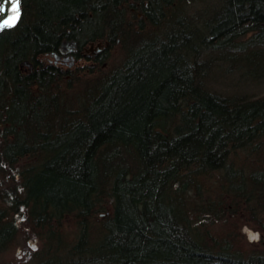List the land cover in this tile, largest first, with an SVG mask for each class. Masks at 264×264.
I'll list each match as a JSON object with an SVG mask.
<instances>
[{
  "label": "trees",
  "instance_id": "16d2710c",
  "mask_svg": "<svg viewBox=\"0 0 264 264\" xmlns=\"http://www.w3.org/2000/svg\"><path fill=\"white\" fill-rule=\"evenodd\" d=\"M183 2L20 0L0 30V252L20 210L41 245L27 264H264L233 222L241 211L264 230V93L209 89L200 58L260 53L264 0H215L196 18ZM136 11L166 30L144 31ZM117 39L108 72L46 60L73 41L97 65Z\"/></svg>",
  "mask_w": 264,
  "mask_h": 264
},
{
  "label": "rangeland",
  "instance_id": "374dc122",
  "mask_svg": "<svg viewBox=\"0 0 264 264\" xmlns=\"http://www.w3.org/2000/svg\"><path fill=\"white\" fill-rule=\"evenodd\" d=\"M183 1L180 0L182 5ZM215 0H194L196 5H192L191 8L188 5L183 11L186 16L193 15L196 18L197 14H202L206 10L207 4H211ZM204 5V6H203ZM11 6V5H10ZM210 12V9H209ZM9 13V10H8ZM137 17L142 20L141 25L144 31L155 33H161L166 30L164 24H160L153 28L149 25V21L142 12H135ZM8 15V14H7ZM178 14H175V19ZM9 19H7L8 21ZM174 20V19H173ZM5 21V19L3 20ZM2 21V22H3ZM244 38V37H242ZM95 44H93V47ZM257 52H248L235 55L233 59H228V54H232L229 50L217 51L207 49L202 52L200 58L206 59L209 63V68L207 71V77L205 79L206 86L216 92L222 94H244L246 96H256L264 93V45L252 47ZM252 50V49H251ZM89 56L94 54L88 52ZM124 57V48L122 42L117 39L116 44L111 46L108 52L105 54L103 61L97 65H94L92 60L85 59L84 57H79L72 66H60L62 69L71 68L74 75L81 76H91L92 74L108 72L113 68L117 67ZM46 60L54 61L53 56H47ZM93 69L90 73L89 70ZM82 82L78 80L73 83V88L71 91H78L81 88ZM215 176L210 173L208 175L207 190L212 194V188H215ZM9 183V182H8ZM7 182L0 183V191L6 190L8 186ZM214 193V192H213ZM3 205L5 202L2 203ZM7 207V205H5ZM102 212H99L98 216H103ZM260 216V215H259ZM97 217V215H96ZM9 218H15L16 223V234L14 235L11 243L0 252V264H27L28 261L32 260V253L40 248V242L38 239L32 236V232L28 226L27 221H25V213L23 211H9ZM8 218V219H9ZM261 220L264 219V215L260 216ZM232 219L229 214L223 219L222 223H217L213 226V231L215 230H225L230 227V222ZM235 228L240 233L242 241H244V246L246 248H256L264 250V230L260 229L255 222L247 221L245 214L239 212L233 220ZM259 234V240L250 241V235Z\"/></svg>",
  "mask_w": 264,
  "mask_h": 264
},
{
  "label": "water",
  "instance_id": "95a60500",
  "mask_svg": "<svg viewBox=\"0 0 264 264\" xmlns=\"http://www.w3.org/2000/svg\"><path fill=\"white\" fill-rule=\"evenodd\" d=\"M3 1L4 0H0V6L3 4ZM10 2L8 3H4V11L3 12H0V22L3 20V18H5L8 14V8L10 6ZM105 47V45H101L100 43H97L94 47L93 46H89L87 48V52L90 51L94 54L100 52L103 48ZM75 48V43L73 41H65L61 44V46L59 47L58 51L57 52H52L50 53L51 56H53L54 59H57L59 58L62 53H69L67 55V58L70 60V62L68 63V65H71L74 61V56L72 54V51L74 50Z\"/></svg>",
  "mask_w": 264,
  "mask_h": 264
},
{
  "label": "snow or ice",
  "instance_id": "6c2138e0",
  "mask_svg": "<svg viewBox=\"0 0 264 264\" xmlns=\"http://www.w3.org/2000/svg\"><path fill=\"white\" fill-rule=\"evenodd\" d=\"M6 3L10 2L11 3V11L13 12V15L9 18L8 21H5L4 24L0 25V30H2L5 26L7 27H12L15 25V23L19 20L21 16V11H20V0H5ZM5 9L3 6H0V12H3ZM255 239V237H252Z\"/></svg>",
  "mask_w": 264,
  "mask_h": 264
},
{
  "label": "flooded vegetation",
  "instance_id": "af4514ba",
  "mask_svg": "<svg viewBox=\"0 0 264 264\" xmlns=\"http://www.w3.org/2000/svg\"><path fill=\"white\" fill-rule=\"evenodd\" d=\"M68 54H69L68 52L67 53H62V55L59 58L54 59V61H53L54 64L55 65H59V66H65V65L72 66L74 64V62H76L77 59L79 58L76 46H75L74 50L72 51V54L74 56V61H73V63L71 65H68V63L70 62V60L67 58ZM82 54H84V53H82Z\"/></svg>",
  "mask_w": 264,
  "mask_h": 264
},
{
  "label": "clouds",
  "instance_id": "9594fccd",
  "mask_svg": "<svg viewBox=\"0 0 264 264\" xmlns=\"http://www.w3.org/2000/svg\"><path fill=\"white\" fill-rule=\"evenodd\" d=\"M252 237H255V239H253ZM249 239H250V241H252V240L258 241L259 240V234L257 233L255 235H250Z\"/></svg>",
  "mask_w": 264,
  "mask_h": 264
},
{
  "label": "bare ground",
  "instance_id": "6f19581e",
  "mask_svg": "<svg viewBox=\"0 0 264 264\" xmlns=\"http://www.w3.org/2000/svg\"><path fill=\"white\" fill-rule=\"evenodd\" d=\"M4 3H5V0L3 1V4L1 5V6H3V8H4ZM10 5H11V4H10ZM9 7H10V6H9ZM8 10H9V8H8ZM5 18H6V17H5ZM5 18H3V20H4ZM3 20H2V21H3ZM2 21H1V22H2ZM1 22H0V23H1ZM90 45L93 46V44H90ZM95 45H96V44H95ZM85 52H86V53L89 52V51L87 52V48L85 49Z\"/></svg>",
  "mask_w": 264,
  "mask_h": 264
}]
</instances>
